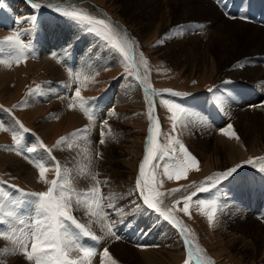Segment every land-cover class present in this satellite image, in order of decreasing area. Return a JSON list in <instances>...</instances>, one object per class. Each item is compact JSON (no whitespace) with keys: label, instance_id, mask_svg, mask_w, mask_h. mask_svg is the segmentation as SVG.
<instances>
[{"label":"rangeland","instance_id":"374dc122","mask_svg":"<svg viewBox=\"0 0 264 264\" xmlns=\"http://www.w3.org/2000/svg\"><path fill=\"white\" fill-rule=\"evenodd\" d=\"M48 1H73L77 4L68 10L112 22L95 5L123 24L134 45L131 74L123 57L98 35L48 5L39 11L30 5ZM17 32L30 42L31 51L19 64L9 51L0 52V125L19 130L24 147L37 151H9L14 148L12 132L0 130V192L29 202L20 210L25 223L16 222L15 236L29 230L35 200L21 197L17 189L39 193L52 187L53 180L64 183L66 191L81 194L73 195L72 215L88 225L96 218L86 215L83 206L77 208L75 200L91 202L82 194L98 186L107 218L101 223L114 225L116 235L106 236L101 224L88 225L101 239L81 237L95 252L84 264H111L105 248L116 264H199L195 254L189 259V249L197 246L185 242L175 249L180 229L142 206L136 182L154 132L167 155L159 152L146 166L145 179L163 194L158 197L162 208L168 203L176 219L184 218L180 226L191 228L214 264H264V0H2L0 40ZM145 77L150 92L141 89ZM77 88L92 105L93 122L71 95ZM170 105L186 110L176 113L175 129ZM228 125L239 139L223 134ZM61 138L67 140L58 145ZM101 138L105 143H99ZM175 140L197 164L185 178L169 180L164 166L183 158ZM33 160L48 165L44 181ZM238 165L236 173L211 187L209 178ZM202 185L207 191L199 190ZM189 195L186 215L183 202L175 201ZM200 201H216L211 225L205 215L210 209ZM0 232L5 233L0 264H33L6 238L11 235L6 225ZM81 255L71 253L73 259Z\"/></svg>","mask_w":264,"mask_h":264},{"label":"snow or ice","instance_id":"6c2138e0","mask_svg":"<svg viewBox=\"0 0 264 264\" xmlns=\"http://www.w3.org/2000/svg\"><path fill=\"white\" fill-rule=\"evenodd\" d=\"M0 2H2V0H0ZM31 6L37 11L41 8V4L39 3H33ZM48 7L53 8L54 11L75 21L81 26L86 27L87 31L98 35L106 42V46H109L123 57L127 62L125 70L131 74L130 68L133 65V57L131 53L134 51V45L126 38V36L120 34L109 22L105 19L93 17L85 11L68 10L67 7L52 4H49ZM35 22L36 18L33 17L31 23L35 25ZM5 50L11 53L10 59L12 62L19 64L21 61L27 59V53L31 51V46L30 42L25 43L21 34L17 32L6 37L4 40H0V52ZM0 63H4V61H0ZM140 63L145 69L147 68V61L143 59L142 53ZM72 75L73 73L69 70V76L71 77ZM137 79H139L138 76ZM77 80H79V76H77ZM145 86L148 89H151V84L147 83L146 77ZM75 100L79 103L81 110L88 117L89 121L93 122L95 116L92 110V105L81 97L79 88L75 90ZM69 107H74V104H70ZM151 111L152 109L149 111L150 119ZM169 111L173 112L171 119L173 120V129H175L176 121L180 119L177 117L176 113H185L186 110L180 106L170 105ZM104 124L106 126L107 121H104ZM227 127L229 131L223 134L230 138L235 137L236 139H239L236 136V133L232 130V126L228 125ZM19 129L24 133L28 132V129L24 128L22 124H19ZM0 130L12 132L14 148L8 149L9 151L15 150L18 155L21 154L22 151L27 153H34L37 151L35 147H24L23 136L19 130L6 129L4 125H0ZM83 131H87V129ZM107 134L111 135V129L108 130ZM76 135L77 134H73L74 137ZM104 135L105 133L102 132L101 136L103 137ZM66 140L67 138H61V141H58L57 143L59 145ZM99 143L103 144L105 143V140L101 138ZM175 143L180 145L179 150L183 154V158H172L173 162L167 163L164 166V175H166L169 180L173 178L177 180L185 178L189 169L195 167L197 164L196 159L187 152L184 146L180 144L179 140H175ZM148 144L149 147L147 148V154L140 165V174L136 182V187L140 189L143 204L147 206V209L152 210L153 213L157 215L158 219L162 218L174 227H178L180 222L176 220L175 216L172 214V209L167 206H164L162 209L163 201L159 200L158 197L163 194L156 191V189L150 186L149 182L145 179L146 166H148L151 161L158 159L159 152L162 151L163 155H167V151L160 148L157 143V134L154 132L150 136ZM69 146H71V144H69ZM39 148H45V146L40 143ZM45 151H47V149H45ZM30 162L38 168L40 179L44 181L45 173L48 171V165H46L43 160H33ZM248 163H252V161L250 160ZM239 167L240 166L238 165L237 168H231L226 172L217 174L214 178H209L212 181L211 187H215L218 181L231 177L237 172ZM56 171L57 176L60 177L61 169L59 165H56ZM261 171H264V168H262ZM152 175L154 177L155 173L153 172ZM91 178L95 179L96 177L93 175ZM99 183L100 182L98 181L97 184ZM51 184L52 187H49L47 191L39 193H25L17 189V191L20 192L21 197L32 196L35 198L34 202L30 205L33 211L29 216V230L25 231L21 229V231H24L23 237L15 236V233L17 232L15 224L16 222L22 225L25 223L20 215V210L29 202L23 199H10L8 194L0 192V226L6 225L8 227L11 235H8L6 238L17 245L16 250L21 252L26 259L33 262V264H84L85 261H90V258L95 255V252L92 248L81 243V237H87L96 242H99L101 239L93 233L88 225H91L93 222L101 224V231H104L106 236L116 235L113 231L114 225L106 222L101 223L107 219L106 213L104 212V197L101 194V189L98 186L93 187L90 191L86 190L85 193L82 194L90 198L91 202H89L88 199L81 200L78 198L75 200L77 208L83 206L87 210L86 215L96 218L95 221L89 220L88 225H85L72 215L73 195L79 196L81 194L66 191L65 184L58 183V180H53ZM199 190L207 191V188L202 185ZM174 191H179V189ZM193 195H195V193H193ZM191 199L192 196L189 195L184 197L183 201H175V204L183 202L184 207L182 211L187 215L189 214L188 201ZM200 204L204 208L210 209L205 215L211 225L215 219L217 211L216 201H200ZM108 206L114 207V205L110 203ZM182 231L188 233L190 230L185 227ZM0 238H5L4 232H0ZM185 242L186 244H192V241L187 238H185ZM73 252L82 255L77 259H73L71 257V253ZM103 255L111 261V264H116V261L109 254L107 248L103 249ZM196 256L200 264H214L211 259L200 254V249L198 247L196 248ZM190 258L191 253L189 254V259ZM185 264H189V261L185 260Z\"/></svg>","mask_w":264,"mask_h":264},{"label":"bare ground","instance_id":"6f19581e","mask_svg":"<svg viewBox=\"0 0 264 264\" xmlns=\"http://www.w3.org/2000/svg\"><path fill=\"white\" fill-rule=\"evenodd\" d=\"M25 2V1H24ZM37 3V2H36ZM74 3H76V2H73V1H70V2H62V3H60L59 1H56V2H54V1H48V4H42L41 3V8L40 9H42V7H44L45 5H49V4H52V5H58V6H64V7H67L68 5H71V4H74ZM27 4V3H26ZM33 4V2L32 3H30V5H32ZM77 4V3H76ZM26 6V5H25ZM27 7V6H26ZM27 8H30V7H27ZM51 8V7H50ZM94 8L96 9V11H98L99 13H102L103 15H104V17L106 18V19H108V20H110V21H112V22H110V23H113L114 24V26L115 27H118V29H119V33L120 34H122V35H124V36H127L128 34H127V31H126V29H125V27L123 26V24H121V23H119L116 19H114V18H112L109 14H107V12L106 11H104V10H102L101 8H99L98 6H95L94 5ZM22 9H24V8H22ZM114 27V28H115ZM128 37V36H127ZM131 55H132V53H131ZM136 73H137V75H138V77H139V72H137V70H136ZM139 80V79H138ZM140 83H141V89H143V91L144 92H150L151 91V89H148L146 86H145V83L143 82V81H140ZM152 93V92H151ZM150 96V95H149ZM152 97H150V99H151ZM154 99V98H153ZM151 104L153 105V103L151 102ZM156 110H154V112H155ZM155 114V113H154ZM153 119H154V117H153ZM132 187V186H131ZM141 202H143V198H141ZM142 206H144V207H146L147 208V206H145L143 203H142ZM164 206H167V207H169L168 206V203L166 204V205H164ZM164 206H163V208H164ZM162 208V209H163ZM150 212H153L152 210H150V209H148ZM182 222V221H181ZM179 229H180V234H176L175 236H174V240H173V242H174V246L176 247L175 249H182V248H184V244H185V238H187V233H184L183 231H182V227L179 225ZM126 236V235H125ZM188 236H190L191 237V235H188ZM124 237V236H123ZM127 238V237H126ZM182 244H183V246H182ZM187 245H189V244H187ZM186 245V246H187ZM199 249H200V254L202 255V256H204V257H206V258H208V255L207 254H205L204 252H203V250L200 248V246L198 245L197 246ZM189 251L191 252V253H193V254H195L196 255V249L194 248V247H191V249H189Z\"/></svg>","mask_w":264,"mask_h":264},{"label":"crops","instance_id":"0c3cea01","mask_svg":"<svg viewBox=\"0 0 264 264\" xmlns=\"http://www.w3.org/2000/svg\"><path fill=\"white\" fill-rule=\"evenodd\" d=\"M80 108V107H79Z\"/></svg>","mask_w":264,"mask_h":264}]
</instances>
